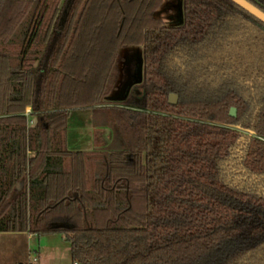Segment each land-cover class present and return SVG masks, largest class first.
I'll use <instances>...</instances> for the list:
<instances>
[{"label":"trees","instance_id":"trees-1","mask_svg":"<svg viewBox=\"0 0 264 264\" xmlns=\"http://www.w3.org/2000/svg\"><path fill=\"white\" fill-rule=\"evenodd\" d=\"M161 4L0 0V232L61 233L72 264H264V23ZM128 48L141 79L117 95ZM73 108L120 147L69 149Z\"/></svg>","mask_w":264,"mask_h":264},{"label":"rangeland","instance_id":"rangeland-1","mask_svg":"<svg viewBox=\"0 0 264 264\" xmlns=\"http://www.w3.org/2000/svg\"><path fill=\"white\" fill-rule=\"evenodd\" d=\"M178 3L179 0H162L157 11L158 16L167 24L178 23ZM121 57L116 91L120 95L127 87L124 91L126 95L138 79L142 58L135 48L124 49ZM109 100L115 101L119 98L116 96ZM66 137L67 147L72 150H111L122 144L116 130L105 125L101 114L94 116L91 108H73L69 111ZM25 263L72 264L69 242L61 233H34L28 237L21 232H0V264Z\"/></svg>","mask_w":264,"mask_h":264},{"label":"water","instance_id":"water-1","mask_svg":"<svg viewBox=\"0 0 264 264\" xmlns=\"http://www.w3.org/2000/svg\"><path fill=\"white\" fill-rule=\"evenodd\" d=\"M231 1H233L238 6L243 8L245 11H247L248 13H250L251 15H253L254 17H256L257 19H259L260 21H262L264 23V11L261 10L260 8H258L256 5H254L253 3H251L248 0H231ZM137 76H138V80H136L135 82H139L141 79V72L140 71L138 72ZM168 102L170 104H176L177 95L173 94V93L169 94ZM235 114H236V109L234 107H231L230 108V115L234 116Z\"/></svg>","mask_w":264,"mask_h":264},{"label":"built area","instance_id":"built-area-1","mask_svg":"<svg viewBox=\"0 0 264 264\" xmlns=\"http://www.w3.org/2000/svg\"><path fill=\"white\" fill-rule=\"evenodd\" d=\"M25 114L28 115V116L31 114L30 108L26 109ZM28 122H29L30 125H33L35 123V117H30Z\"/></svg>","mask_w":264,"mask_h":264},{"label":"crops","instance_id":"crops-1","mask_svg":"<svg viewBox=\"0 0 264 264\" xmlns=\"http://www.w3.org/2000/svg\"><path fill=\"white\" fill-rule=\"evenodd\" d=\"M21 233L27 234L28 237H30L34 234V233H26V232H21Z\"/></svg>","mask_w":264,"mask_h":264},{"label":"flooded vegetation","instance_id":"flooded-vegetation-1","mask_svg":"<svg viewBox=\"0 0 264 264\" xmlns=\"http://www.w3.org/2000/svg\"><path fill=\"white\" fill-rule=\"evenodd\" d=\"M133 86H134V85H132V87H131V88H133ZM126 89H127V87H126Z\"/></svg>","mask_w":264,"mask_h":264}]
</instances>
